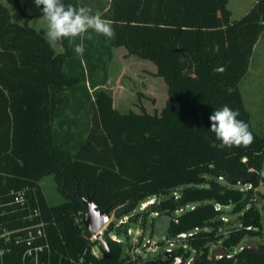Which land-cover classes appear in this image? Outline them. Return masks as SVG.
Segmentation results:
<instances>
[{"label": "trees", "instance_id": "1", "mask_svg": "<svg viewBox=\"0 0 264 264\" xmlns=\"http://www.w3.org/2000/svg\"><path fill=\"white\" fill-rule=\"evenodd\" d=\"M13 1L25 20L14 21L0 0V196L13 189H37L55 258L71 264L69 258L78 261L90 246L83 234L90 231L76 221L88 212L83 200L73 195L77 191L92 196L116 219L138 209L150 196L164 195L144 213L143 224L151 211L170 214L168 237L187 239L198 249L196 264H212V249L222 246L233 254L249 239L260 241L257 250L263 252L264 211L257 197L264 199L259 189L264 184V133L253 126L240 83L264 35V0H255L239 18H233L230 0L92 4L89 11H99L115 35L109 39L93 32L92 39L83 41L82 55L67 40L57 51L30 24L32 18L19 0ZM214 44L219 45L218 52L212 51ZM120 46L157 66L156 75L168 86L160 112L144 107L141 112H122L113 93L104 88L113 48ZM219 67L225 70L215 72ZM225 105L238 110V119L249 125L255 138L251 146L228 149L211 132L210 115ZM84 109L90 112L85 131L70 137L66 128L60 132L56 120L72 130L69 110ZM255 171L251 187L231 183L245 181ZM51 175L65 197L56 204L50 203L40 184ZM177 209L183 212L175 222ZM229 209L238 214L239 225L225 232ZM140 215L118 228L111 222L105 232L109 249L100 246L104 257L88 254L85 263L143 264L142 256L132 261L125 244L109 235L116 230L129 237V228ZM176 253L188 257L191 252L181 248ZM7 261L20 264V252L13 250ZM218 264H264V256L243 252Z\"/></svg>", "mask_w": 264, "mask_h": 264}, {"label": "rangeland", "instance_id": "2", "mask_svg": "<svg viewBox=\"0 0 264 264\" xmlns=\"http://www.w3.org/2000/svg\"><path fill=\"white\" fill-rule=\"evenodd\" d=\"M1 1L10 8L14 21L19 23L24 22L25 18L16 7L13 0ZM110 1L111 0H85V7L90 9L92 8V4L104 7L108 6ZM19 2L31 16L32 19L30 24L44 35L43 30L46 21L41 17L42 13L40 9L35 6L33 0H19ZM252 5L253 0L229 1V7L233 11V18L241 17ZM29 9H31V11H29ZM54 46L57 51L63 50V46L59 43H56ZM122 54L123 53L118 56L119 60L111 59L109 61L108 74L110 78H108L104 86L105 89L113 93L116 107L122 112H128L129 110L141 112L143 107L151 113H155L156 111L160 112L166 105L168 88L164 78L160 77L161 79H159L156 75V65L150 60L142 59L136 55H131V58L127 55L126 58H123L124 56ZM102 75L103 71H100L98 76ZM162 80L166 88H164ZM240 89L245 105L251 113V119L255 130L259 133H264V35L261 36L256 46L250 68L240 83ZM76 106L78 107L77 104ZM80 110L77 112L79 115L69 110V116L72 115L77 117L83 124L79 129L83 130L85 126L83 115H85L86 112L84 111L83 113ZM56 126L60 132H62L65 130L67 124L65 123V125L60 127L58 120H56ZM40 184L50 203H60L65 199L63 193L58 189V184L54 176L45 177L41 180ZM259 189L264 192V184L261 185ZM257 198V204L263 208V197L258 196ZM112 215H114V213H112ZM225 217L227 218V220H225V232H228L232 226L239 225L238 214H234L230 210L229 215ZM171 220L172 216L167 213H163L159 216L151 215L148 219H144L143 226L145 227L146 237L153 236L158 241H163L158 252L148 253L143 251L142 256L145 262L157 257L159 254H165L168 244L164 241L167 240L168 228L171 224ZM180 244L181 242H177L175 247L179 248L181 246ZM242 244H245V242ZM145 262H143V264Z\"/></svg>", "mask_w": 264, "mask_h": 264}, {"label": "built area", "instance_id": "3", "mask_svg": "<svg viewBox=\"0 0 264 264\" xmlns=\"http://www.w3.org/2000/svg\"><path fill=\"white\" fill-rule=\"evenodd\" d=\"M257 172V171H255ZM251 187V183L247 184ZM164 195H154L141 202L138 209L132 213L125 214L119 219L115 215L111 216V220L104 225L97 233L90 231V234L83 233L89 241V247L85 250L84 254L80 256L77 261L74 257L69 258L71 264H95L92 260L85 263L86 255L101 259L104 257V252L101 249L100 237L105 240V232L111 222H115V227H122L128 224L137 213H141L136 225L129 228L128 236L113 230L110 232V238L119 243H124L126 252L130 255L132 261H137L142 256L143 251L148 253H156L159 251L162 242L155 239L153 236L146 237V231L143 226V215L154 204H159ZM174 197L178 199L180 193L174 192ZM194 208V206H191ZM217 209L222 206L217 204ZM183 209H177L173 213L175 222L179 221V216ZM159 216V211H151L150 216ZM77 217L76 221L85 225V219ZM224 220H227L224 217ZM48 222L44 216L40 197L36 188L30 189L29 187L22 189H13L8 194L0 196V264H8V254L17 250L20 252V264H64L62 258L56 259L54 250L50 243ZM86 227V225H85ZM87 229V227H86ZM199 228L197 227L196 230ZM192 235V232L189 233ZM107 241V240H106ZM168 244L166 252L162 258H167L166 253L173 254L171 261L168 264H192L196 257L195 249H193L187 239L167 237L165 240ZM177 242H181V246L176 248ZM183 249L184 252H191L188 257L184 254L176 253L178 249ZM214 251V249H212ZM212 251V256H213ZM160 255V254H159ZM158 255V256H159ZM155 257L152 259H160ZM143 257V256H142ZM214 258V257H213Z\"/></svg>", "mask_w": 264, "mask_h": 264}, {"label": "clouds", "instance_id": "4", "mask_svg": "<svg viewBox=\"0 0 264 264\" xmlns=\"http://www.w3.org/2000/svg\"><path fill=\"white\" fill-rule=\"evenodd\" d=\"M40 9L46 25L44 38L50 45L62 43L65 40L73 47L77 55L84 52V39H92V33L103 35L109 39L115 35L113 26L103 18L99 11L94 14L84 6L75 7L64 0H33ZM31 11V9H29ZM80 43H76L77 40ZM212 51L218 52L219 45L214 44ZM223 67L215 68V72H223ZM239 111L225 105L215 109L210 115V130L223 146L249 147L254 142V135L249 125L238 119Z\"/></svg>", "mask_w": 264, "mask_h": 264}, {"label": "water", "instance_id": "5", "mask_svg": "<svg viewBox=\"0 0 264 264\" xmlns=\"http://www.w3.org/2000/svg\"><path fill=\"white\" fill-rule=\"evenodd\" d=\"M257 175L258 173L255 172L251 178H248L245 181L233 180L231 183L233 185L245 186L249 183H252ZM73 195L79 196L86 205L88 216L85 219V225L89 231L97 233L104 225H106L111 220L112 215L110 213V209H102L99 203L92 196H85L79 191L73 193ZM262 210L264 211V205ZM99 241L105 249H109L108 242L103 237H100ZM261 245L262 243L260 241L249 239L233 254H231L226 248L219 246L213 251V257L215 260L212 264H218L221 260L226 258H238L243 252H253L264 256V251L258 252L257 250V248L261 247ZM195 252L196 257L193 260L192 264H195L197 259L199 258V250L197 249L195 250ZM166 256L167 258L150 259L144 264H168L171 261L173 254L167 252Z\"/></svg>", "mask_w": 264, "mask_h": 264}, {"label": "crops", "instance_id": "6", "mask_svg": "<svg viewBox=\"0 0 264 264\" xmlns=\"http://www.w3.org/2000/svg\"><path fill=\"white\" fill-rule=\"evenodd\" d=\"M254 3H255V0H253V5H254ZM252 5V6H253ZM251 6V7H252ZM250 7V8H251ZM249 8V9H250ZM249 9L247 10V11H245V13L246 12H248L249 11ZM244 13V14H245ZM259 42V41H258ZM258 44V43H257ZM257 46V45H256ZM121 49V50H120ZM255 49H256V47H255ZM255 52V51H254ZM121 53H123L122 55L124 56L123 58H126V56L128 55V57L129 58H131V55H129L128 54V51H127V49L125 48V47H123V46H120V47H114L113 48V58L112 59H115V60H119V57L118 56H120L121 55ZM254 55V54H253ZM122 58V59H123ZM252 60V59H251ZM123 61V60H122ZM251 65V64H250ZM125 69V68H124ZM156 72H157V66H156ZM159 77V79H161L160 78V76H158ZM110 78V77H109ZM162 83H163V85H164V82H163V80H162ZM164 88H166V86L164 85ZM167 88H168V86H167ZM116 106V105H115ZM118 108V107H117ZM84 111L86 112L85 113V115H83V119H84V121H85V126L83 127L84 129L82 130V129H79L83 124L81 123V121L80 120H78L77 119V117H75V116H70V117H72V120H71V126H72V130L70 129H68L67 128V126H69V125H67L66 126V130H67V135H68V137H70L71 135L73 136L75 133H79V132H82V131H85L86 129H87V127H89L90 126V112H89V110H86V109H84L82 112L84 113ZM76 114H78L77 112H76ZM79 115V114H78ZM66 124H68V123H66ZM77 127V128H76ZM65 131V130H64ZM63 133V132H62ZM65 134V133H64ZM159 257V256H158Z\"/></svg>", "mask_w": 264, "mask_h": 264}, {"label": "flooded vegetation", "instance_id": "7", "mask_svg": "<svg viewBox=\"0 0 264 264\" xmlns=\"http://www.w3.org/2000/svg\"><path fill=\"white\" fill-rule=\"evenodd\" d=\"M236 252V251H235ZM215 260V259H214ZM196 264V263H195Z\"/></svg>", "mask_w": 264, "mask_h": 264}]
</instances>
